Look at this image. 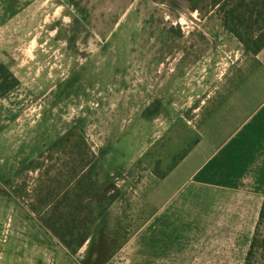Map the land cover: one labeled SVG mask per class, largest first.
<instances>
[{
  "label": "crops",
  "instance_id": "crops-1",
  "mask_svg": "<svg viewBox=\"0 0 264 264\" xmlns=\"http://www.w3.org/2000/svg\"><path fill=\"white\" fill-rule=\"evenodd\" d=\"M18 3L0 0V27ZM209 36L141 66V110L95 169L120 195L84 245L71 255L1 193L0 264H264V48L225 55Z\"/></svg>",
  "mask_w": 264,
  "mask_h": 264
},
{
  "label": "rangeland",
  "instance_id": "rangeland-1",
  "mask_svg": "<svg viewBox=\"0 0 264 264\" xmlns=\"http://www.w3.org/2000/svg\"><path fill=\"white\" fill-rule=\"evenodd\" d=\"M18 1L20 15L0 27V194L14 195L38 222L81 176V140L94 161L113 141L108 133L141 110L147 60L155 67L160 50L185 49V35L197 37L199 52L209 35L225 55L245 50L214 0ZM244 2L252 12L243 6L237 25L256 35L264 0Z\"/></svg>",
  "mask_w": 264,
  "mask_h": 264
},
{
  "label": "trees",
  "instance_id": "trees-1",
  "mask_svg": "<svg viewBox=\"0 0 264 264\" xmlns=\"http://www.w3.org/2000/svg\"><path fill=\"white\" fill-rule=\"evenodd\" d=\"M197 1V0H196ZM195 1V3H196ZM223 13L221 23L243 45L244 49L256 55L264 48V29L256 35L240 31L244 24L239 21L245 0H214ZM252 12V10H249ZM87 152L86 162L81 166L82 174L70 191L48 204V212L40 216L39 223L71 255L81 248L91 235L92 228L111 204L119 197L120 191L109 177L97 181V159H88V146L84 139L80 143ZM79 144V146H80ZM91 156V155H90ZM44 203V202H43Z\"/></svg>",
  "mask_w": 264,
  "mask_h": 264
}]
</instances>
